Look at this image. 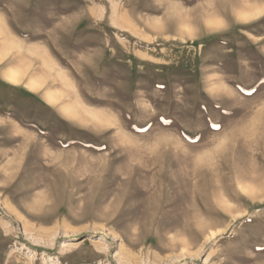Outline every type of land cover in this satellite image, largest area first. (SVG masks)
Listing matches in <instances>:
<instances>
[{
  "label": "rangeland",
  "instance_id": "rangeland-1",
  "mask_svg": "<svg viewBox=\"0 0 264 264\" xmlns=\"http://www.w3.org/2000/svg\"><path fill=\"white\" fill-rule=\"evenodd\" d=\"M0 264H264V0H0Z\"/></svg>",
  "mask_w": 264,
  "mask_h": 264
},
{
  "label": "bare ground",
  "instance_id": "bare-ground-1",
  "mask_svg": "<svg viewBox=\"0 0 264 264\" xmlns=\"http://www.w3.org/2000/svg\"><path fill=\"white\" fill-rule=\"evenodd\" d=\"M116 15V14H115Z\"/></svg>",
  "mask_w": 264,
  "mask_h": 264
}]
</instances>
